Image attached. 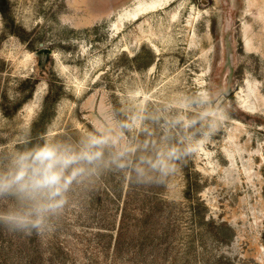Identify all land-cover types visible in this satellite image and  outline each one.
<instances>
[{
  "label": "rangeland",
  "instance_id": "rangeland-1",
  "mask_svg": "<svg viewBox=\"0 0 264 264\" xmlns=\"http://www.w3.org/2000/svg\"><path fill=\"white\" fill-rule=\"evenodd\" d=\"M93 137L0 264H264V0H0V177Z\"/></svg>",
  "mask_w": 264,
  "mask_h": 264
},
{
  "label": "clouds",
  "instance_id": "clouds-1",
  "mask_svg": "<svg viewBox=\"0 0 264 264\" xmlns=\"http://www.w3.org/2000/svg\"><path fill=\"white\" fill-rule=\"evenodd\" d=\"M105 141L102 138H91L80 153L71 150H61L54 146L44 145L34 152L20 157L19 169L10 178L0 177V194H28L46 192L47 202L36 203L27 214L9 213L0 216L6 224L21 229L43 230L45 216L54 214L65 203V192L68 185L81 172L73 165L81 161L91 163L101 155L99 151H92ZM170 158L176 157L174 150L169 152ZM166 167L161 165V169ZM72 169L70 174L69 169ZM162 183V181H161ZM15 189V191H13ZM31 198V197H29Z\"/></svg>",
  "mask_w": 264,
  "mask_h": 264
}]
</instances>
